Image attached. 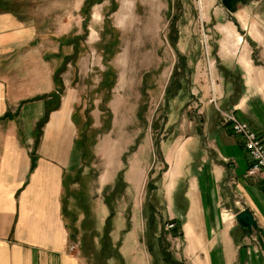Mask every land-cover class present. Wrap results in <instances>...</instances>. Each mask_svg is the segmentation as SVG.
Returning <instances> with one entry per match:
<instances>
[{
  "label": "crops",
  "instance_id": "0c3cea01",
  "mask_svg": "<svg viewBox=\"0 0 264 264\" xmlns=\"http://www.w3.org/2000/svg\"><path fill=\"white\" fill-rule=\"evenodd\" d=\"M46 3L0 0V264H96L97 251L106 256L99 235L91 241L82 237L85 229L76 217L81 180L96 179L90 173L97 157L102 189L118 179L124 183L114 216L121 226L109 236L120 241L121 250L133 228L144 233L137 199L161 157L166 169L153 192L179 227L173 238L178 258L185 264H264V174H247L251 159L222 114L235 113L264 139V66L236 61L243 36L221 33L219 64L211 67V77L197 75L192 91L200 108L173 111L177 124L161 144L153 133L145 137L141 127L136 133L142 138L137 141L136 134L126 158L133 143L125 144L127 135L116 133L126 132L127 125L123 130L113 125L86 161L77 77L85 66L74 40L80 28L65 29L69 21L63 14L48 17ZM80 5L76 0L77 22ZM236 40L238 46L227 43ZM236 69L240 88L232 77ZM87 188L90 192V184ZM245 208L257 223L249 235L236 219ZM108 212L103 202L102 222Z\"/></svg>",
  "mask_w": 264,
  "mask_h": 264
},
{
  "label": "rangeland",
  "instance_id": "374dc122",
  "mask_svg": "<svg viewBox=\"0 0 264 264\" xmlns=\"http://www.w3.org/2000/svg\"><path fill=\"white\" fill-rule=\"evenodd\" d=\"M78 2L81 3L78 22L76 0H47L45 7L50 18L56 14L65 16L69 21L64 24L65 29L77 24L80 28L74 40L79 47L76 54L85 66L82 72L79 69L77 77L81 91L82 133L89 145L86 161L93 155L90 143L103 139V134L113 125H118L120 130L127 125L126 132L116 133L127 135L125 144L133 143L125 155L127 158L133 151L136 134L137 141L142 138L136 129L143 127L145 137L153 133L155 144H161L169 137L172 125L177 124L178 117L170 116L173 111L185 107L193 112L198 110L199 100L192 94L196 77H211V67L218 66L216 52L222 32L232 31L236 39L238 32L245 39L244 47L243 42L239 44L236 61L241 58L264 66V0H246L233 12L222 0ZM72 11L76 15L73 19L68 17ZM227 43L238 46L237 40ZM237 73L238 69L232 77L240 88L241 73ZM95 162L90 174L96 179L90 175V180H81L76 195V217L80 220V228L85 229L81 231L82 237L91 241L93 235H99L100 247L103 242L106 249L105 257L97 251L96 264H185L175 254L173 246V238L179 236V227L173 230L174 227L167 226L169 216L163 211L161 197L153 192L156 179L166 169L161 157L159 167L152 173L154 178L149 175L147 187L137 199L143 207L144 233L133 228L122 250L120 241L114 243L109 236L115 226H121L114 216L121 200L119 189L124 183L118 179L102 189L97 179L102 160L97 157ZM103 202L109 210L104 222L100 218ZM156 207L159 209L154 215L156 224L150 231L151 211ZM119 234L120 230L114 237ZM88 246L91 250V244Z\"/></svg>",
  "mask_w": 264,
  "mask_h": 264
},
{
  "label": "built area",
  "instance_id": "2783aa9c",
  "mask_svg": "<svg viewBox=\"0 0 264 264\" xmlns=\"http://www.w3.org/2000/svg\"><path fill=\"white\" fill-rule=\"evenodd\" d=\"M223 118L231 126L232 132L242 138L244 149L251 159V165L247 170L248 175L264 174V139L262 135L254 130L246 121L238 118L233 112H223ZM169 228L174 223L167 224ZM75 248L72 245L71 250Z\"/></svg>",
  "mask_w": 264,
  "mask_h": 264
},
{
  "label": "water",
  "instance_id": "95a60500",
  "mask_svg": "<svg viewBox=\"0 0 264 264\" xmlns=\"http://www.w3.org/2000/svg\"><path fill=\"white\" fill-rule=\"evenodd\" d=\"M245 0H222L223 5L230 11L233 12L237 9L238 5ZM237 222L239 225L246 229L247 234H251L253 229L257 228V223L250 209L245 208L236 215Z\"/></svg>",
  "mask_w": 264,
  "mask_h": 264
},
{
  "label": "trees",
  "instance_id": "16d2710c",
  "mask_svg": "<svg viewBox=\"0 0 264 264\" xmlns=\"http://www.w3.org/2000/svg\"><path fill=\"white\" fill-rule=\"evenodd\" d=\"M237 91V90H236ZM95 142L96 141H93V142H91L90 143V145H94L95 144ZM80 145H81V147H82V149H83V151H84V155L86 156V152H87V150L89 149V145H87L86 143H85V135H84V133H82L81 134V139H80ZM155 213H156V208H153L152 209V211H151V218H150V221H149V230L150 231H153V228H154V225L156 224V217L154 216L155 215ZM168 224L169 223H174V229L173 230H177V228H178V226H176V224H175V220H168V221H166ZM165 222V224H167ZM163 225H164V223H163ZM154 235V234H153ZM160 239H159V241H158V243L160 244Z\"/></svg>",
  "mask_w": 264,
  "mask_h": 264
},
{
  "label": "flooded vegetation",
  "instance_id": "af4514ba",
  "mask_svg": "<svg viewBox=\"0 0 264 264\" xmlns=\"http://www.w3.org/2000/svg\"><path fill=\"white\" fill-rule=\"evenodd\" d=\"M246 1V0H245Z\"/></svg>",
  "mask_w": 264,
  "mask_h": 264
}]
</instances>
